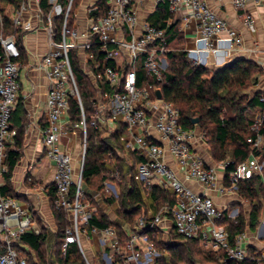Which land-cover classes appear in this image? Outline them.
I'll return each instance as SVG.
<instances>
[{
    "label": "built area",
    "instance_id": "1",
    "mask_svg": "<svg viewBox=\"0 0 264 264\" xmlns=\"http://www.w3.org/2000/svg\"><path fill=\"white\" fill-rule=\"evenodd\" d=\"M151 1L156 5L167 3L173 15L181 13L179 32L187 40L185 52L196 65L201 64L194 55L217 52L216 38L220 35H226L235 47L243 43L240 33L202 0ZM250 3L260 6L264 0H234L238 11H246ZM84 10L87 22L81 27L80 14ZM243 17L246 26L254 29L252 15ZM12 23L23 33L45 29L49 37L50 51L39 65L49 84L44 144L46 156L55 166V207L65 212L68 220L61 246L64 257L75 248L81 264H157L163 252L154 239L163 235L168 240L175 233L184 240L200 241L226 262L264 261V218L255 231L248 230L231 241L222 224L226 211L212 196L195 192L185 184L186 180L199 183L221 196L236 194L241 182L263 175L264 162L252 154L220 184L216 170L195 152L196 132L184 129L179 108L156 94L161 89L157 83L168 68L167 29L141 23L135 0H97L91 4L86 0H22ZM21 59L16 35L6 32L0 14V264H30L21 240L25 235L42 232L29 207L1 193L8 172V146L16 135L13 116L21 92ZM74 59L99 94L93 103L91 126L103 132H113L111 124L125 127L127 135L122 141L127 150L145 156L135 181L146 189H170L176 199L174 206L166 204L157 213L148 210L133 226L124 220L106 227L93 224L99 210L83 186L87 120L73 70ZM71 101L80 105L79 127L85 136L78 177L73 155L61 148L67 127L63 120L68 116L70 123ZM263 120L259 112L254 127L256 138L249 139L255 148L264 144L259 131ZM168 156L178 171L165 162ZM229 165L221 163L220 167L226 170ZM117 176L112 174L105 182L107 198L120 197L114 180ZM228 214L232 219L239 216Z\"/></svg>",
    "mask_w": 264,
    "mask_h": 264
},
{
    "label": "trees",
    "instance_id": "2",
    "mask_svg": "<svg viewBox=\"0 0 264 264\" xmlns=\"http://www.w3.org/2000/svg\"><path fill=\"white\" fill-rule=\"evenodd\" d=\"M22 0H0V14L2 15L7 33L15 34L17 43L21 47V31L15 30L12 18L14 11L21 6ZM105 12V2L100 4ZM10 8V9H8ZM174 20L169 5L162 3L158 7L152 25L167 29L168 48L166 54L168 68L164 72L163 80L157 85L162 89L165 100L173 103L181 113V125L186 130L198 128L210 150L215 163L230 161L226 169V181L229 173L237 165L246 161L252 154L264 162V144L255 148L249 139L256 138L254 127L256 113L264 115L263 91L251 94L264 74L262 67L247 59H238L218 70H211L202 65L192 63L185 52V41L179 33L180 21L167 24ZM73 70L82 95L87 120V151L83 169V182L105 194V182L111 174H117L114 179L119 186V198H106V203L115 211L120 219L132 226L140 216L148 210L157 212L164 205L174 206L175 195L170 189L153 187L144 188L135 181L138 166L145 161V156L127 150L122 138L127 135V129L119 126L117 131L104 133L91 126V116L94 113V101L98 96L88 77L79 69L78 62L73 60ZM142 81L143 72H140ZM22 112L21 106L17 109ZM16 112V111H15ZM14 112L17 114V112ZM70 125L79 126L82 122V111L76 101H71ZM198 123L194 124V120ZM260 134L264 137V120L259 125ZM23 131L16 138L18 151H8V172L4 176L2 196L16 198L11 180L13 172L22 158ZM240 197L249 205L250 214L241 209L237 218L232 219L225 212L222 224L227 227L229 238L233 239L246 231H255L264 218V172L255 175L251 180L241 182L238 186ZM56 191L51 194V206L57 225L56 253L48 255L46 250L48 235L45 229L41 234H28L21 240V245L30 264H81V257L77 249L73 248L67 257L61 253V246L65 239L68 226L67 215L55 207ZM94 203V201H92ZM95 205V203H94ZM93 224L101 227L113 225L107 215L98 211L94 215ZM176 238L178 241H175ZM197 240H184L175 233L168 240L163 235L154 239V244L163 252L157 264H220L218 254H205L196 251ZM254 253V250H253ZM264 262V261H262ZM258 261H244L242 263L225 262L223 264H264ZM222 264V263H221Z\"/></svg>",
    "mask_w": 264,
    "mask_h": 264
},
{
    "label": "crops",
    "instance_id": "3",
    "mask_svg": "<svg viewBox=\"0 0 264 264\" xmlns=\"http://www.w3.org/2000/svg\"><path fill=\"white\" fill-rule=\"evenodd\" d=\"M94 1L97 0H86L89 4ZM202 1L240 33L243 43L241 46L235 47L226 35H220L216 38L218 50L215 54L194 55V60L199 61L202 66L211 70H218L238 59H247L258 63L264 71V5L256 6L250 3L246 11H238L234 6V0ZM161 5L162 3L156 5L151 0H135V7L140 22L152 24L156 11ZM246 14L252 15L254 19L255 28L252 30L244 22L243 16ZM174 17V20L170 18L167 21L168 25H171L173 21H180L182 19L181 13L174 15ZM86 22L87 17L84 10L80 14L79 24L81 27H85ZM20 33L22 36L21 47L24 49V54L21 59V92L15 110L17 114L13 117V126L16 135L13 142L8 146V151H18L16 138L22 131L23 146L21 148L22 158L13 172L11 185L16 194L15 200L29 207L38 226L41 230L45 229L48 235L47 247H51L50 249H52L56 244L52 237L54 236L55 238L57 233V225L51 206V194L55 190L53 185L55 166L47 158L44 144V130L47 126L46 104L49 84L44 72L39 67L42 57L50 51L49 37L45 29L28 33L21 31ZM182 36L186 48L187 40L184 35ZM88 79L96 89L95 83L89 77ZM257 91L264 92V74L260 77L254 89V92ZM98 98L99 94L96 99ZM20 106L22 112L18 115L17 109ZM68 120V116L64 117L63 123L67 127L66 134L61 141V148L73 155L77 170L83 159V131L79 126H71ZM111 127L113 132L117 131V128L113 124H111ZM194 131L198 137V141L194 146L195 152L202 156L211 168L216 170L219 183L224 184L226 182V170L220 167L221 163H215L213 161L210 150L200 130L196 128ZM104 133L108 134L111 132ZM165 162L177 170L173 158L168 156ZM179 175L182 176L181 173ZM3 184H5V181H3ZM185 184L195 192L212 196L216 204L227 213H231L232 217L238 216L241 209H244L247 215L250 214L249 206L240 197L239 193L221 196L214 191L205 190L199 183L186 180ZM85 192L87 197L94 201L99 212L107 215L111 222L123 221L117 217L115 212L106 203L105 199L107 197L105 194H99L97 191L88 189L87 191L85 189Z\"/></svg>",
    "mask_w": 264,
    "mask_h": 264
},
{
    "label": "rangeland",
    "instance_id": "4",
    "mask_svg": "<svg viewBox=\"0 0 264 264\" xmlns=\"http://www.w3.org/2000/svg\"><path fill=\"white\" fill-rule=\"evenodd\" d=\"M256 87V86H255ZM255 87L253 88V90H252V92H250L251 94H253L254 93V89H255ZM259 113V112H258ZM258 113H256V118H257V116H258ZM84 140H85V136H84V134H82V142H83V145H84ZM83 154V153H82ZM83 156V155H82ZM228 162H230V161H228ZM224 163H227V162H224ZM80 165L81 164H79V168H77V170H76V173H77V177L79 176V173H80ZM112 175V174H111ZM111 175H110V177H111ZM117 179H118V176H117ZM83 186H84V188L86 189V191H87V189L88 190H91V191H97V192H99V194H102L99 190H96V188H94V187H90V186H88L85 182H83ZM247 205H248V203H247ZM249 206V205H248ZM112 209V208H111ZM113 211H115L114 209H112ZM159 211V210H158ZM157 211V212H158ZM155 212V211H154ZM157 212H155V213H157ZM53 238V240H54V242L56 243V236H55V238H54V236L52 237ZM174 240L175 241H178L176 238H174ZM196 251H203V252H205V254H209V253H212L207 247H205L204 245H202V243H200V244H198V245H196ZM46 250H47V253H48V255H50L51 256V254H55L56 253V246H53L52 247V249H50V248H48L47 247V245H46ZM218 260H219V262H220V264L222 263H225L226 261H224L223 259H222V257L220 256V255H218ZM262 263H264V262H262ZM206 264H208V263H206Z\"/></svg>",
    "mask_w": 264,
    "mask_h": 264
},
{
    "label": "water",
    "instance_id": "5",
    "mask_svg": "<svg viewBox=\"0 0 264 264\" xmlns=\"http://www.w3.org/2000/svg\"><path fill=\"white\" fill-rule=\"evenodd\" d=\"M53 28L56 29L55 25H53ZM156 94L158 96L159 99H163L164 98V95H163V92L161 89H157L156 90ZM198 123V119L194 120V124H197Z\"/></svg>",
    "mask_w": 264,
    "mask_h": 264
}]
</instances>
